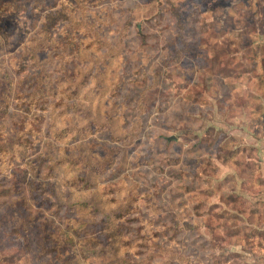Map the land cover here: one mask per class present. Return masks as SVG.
Here are the masks:
<instances>
[{
	"label": "rangeland",
	"instance_id": "rangeland-1",
	"mask_svg": "<svg viewBox=\"0 0 264 264\" xmlns=\"http://www.w3.org/2000/svg\"><path fill=\"white\" fill-rule=\"evenodd\" d=\"M69 22L91 26L77 60ZM73 63L102 125L74 184L44 158L75 154L46 133ZM0 78V143L25 136L0 148V264H87L77 242L101 224L94 246L126 264H264V0H0Z\"/></svg>",
	"mask_w": 264,
	"mask_h": 264
},
{
	"label": "trees",
	"instance_id": "trees-1",
	"mask_svg": "<svg viewBox=\"0 0 264 264\" xmlns=\"http://www.w3.org/2000/svg\"><path fill=\"white\" fill-rule=\"evenodd\" d=\"M66 15L68 18L64 15L63 9L62 10L56 9L54 11L48 12L45 15L44 19L45 21H47L46 24L48 26L51 23H55L59 25L60 21H62V18L63 19L66 18L67 20L69 19V14H66ZM67 26L71 29L68 32L71 35L70 38H68V40L69 41L72 40V42L75 41L73 44V50L77 52L75 53L76 56L74 57V59L77 60V58L84 52V50L91 48V46L88 45V43L85 44L86 39H88V37L85 35L87 34L88 30H91L90 29L91 26L87 23H83V24L77 23L76 26L73 27L70 24V22L68 23ZM52 41L53 40H51L49 36H46L43 39L41 37V40L38 41L36 45L33 46L31 44V51L34 53L35 51H39L40 48L42 47H45V50H46L47 47H49V45L46 46V42L50 43ZM34 59L35 60L39 59L38 54L34 53ZM72 66H74L73 70L77 71V78L75 76L74 82L70 81L69 78L64 77V75L62 79L55 78L56 82L53 85V90L54 92H57V91L59 92V94L61 95V101L59 99L60 102L53 105V108L54 109H58L60 107L62 108L57 113V117L60 119L61 124H57L55 127L49 126L48 132L46 133L48 134L49 138L54 140L55 142H59L60 140H63L64 138L68 140H73V142L75 143L73 144L72 147L74 149L75 154H73L70 157L62 152L61 154H63L64 156H62L63 158H61L59 156L60 154H58L59 152H61V149L59 148L57 149L58 151L52 155L46 153L44 158L51 162L53 169H55L56 167H60L62 164L66 162L69 165V169H71L70 174L72 172V174L69 175V177H71V179L73 180H71L70 182L74 184V180L77 179L76 176H79V175H76L78 174L77 171H85L84 173L85 175H87L86 168L89 166L91 162V160L88 159L87 156L81 153L82 152L81 151V147H82L81 137H83L82 136L83 134H88L92 130V127L96 131L99 127H102V125H100V122L97 118L93 117V115L90 114L89 109H83L82 102H81V100L84 99L83 96L85 94H80V90L83 85L79 83V81H80V78H82L83 76L85 77V72L87 71V69L90 73H91V69L83 68V66L79 67L78 64H75V63H73ZM73 70H70V71H73ZM98 75L99 74H97L93 79L99 80ZM44 78H48L46 73H45V76L39 75L37 79L41 81ZM4 82H5V78H0V105L3 104L2 102L6 101V98L3 96V91L5 92L7 90L6 84ZM64 96L68 97L66 99V101L68 100V102L63 101ZM77 112L79 113L77 114ZM15 137H16V132L13 131V129L11 130L10 134L6 135L7 141H5V143H3L4 142L3 137H0L1 141L3 140V142L0 143V148H2L4 151H9V148H8L9 146H12V147H14L15 145L18 146L19 140L25 139V136L24 137L22 136V137H19V140L17 142H15L14 140ZM30 137L32 136L30 135ZM64 157H69V158L66 159ZM253 163L254 164H252L249 169L251 170V173L257 176L256 181L260 184L261 174H260L259 165L254 160H253ZM94 164L99 165V163H94ZM87 205H88L87 203L83 204V206L85 207ZM81 207H78V209H80ZM72 220H73V223L77 222L80 220V217L73 218ZM79 222L83 223V225H86L87 228L90 227V224L88 225L86 221H83V222L79 221ZM110 222H112V220ZM20 223L21 221H19L18 226ZM71 228L74 229L73 224ZM94 229L95 230L93 233L91 229V233L92 234L95 233L94 234L95 237L91 236L89 238H81V240L77 242V245L81 246V252L80 254L77 255V259L79 258L80 261L81 259H83L87 264H101V258L106 254L105 251L107 250V254L109 251V254H108L109 256H108V259L104 262V264H126V263H123L122 260L119 258L117 260L115 259L116 251L113 250L112 248L109 249L108 247L104 245L105 247H103L102 249H98L96 248V246H94L95 245L94 242L100 238L97 232L101 231V229H106V228H104V226L101 224V227L99 230H97L96 226H94ZM83 243H85V245Z\"/></svg>",
	"mask_w": 264,
	"mask_h": 264
},
{
	"label": "crops",
	"instance_id": "crops-1",
	"mask_svg": "<svg viewBox=\"0 0 264 264\" xmlns=\"http://www.w3.org/2000/svg\"><path fill=\"white\" fill-rule=\"evenodd\" d=\"M261 115L264 117V106L262 107V110H261ZM255 134V133H254ZM257 137H255V140H256ZM263 153L264 155V150L261 151V154ZM258 165H259V169H260V174H261V180L264 182V159L261 160V162H257Z\"/></svg>",
	"mask_w": 264,
	"mask_h": 264
}]
</instances>
